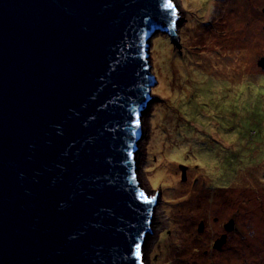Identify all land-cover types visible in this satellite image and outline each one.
Here are the masks:
<instances>
[{
    "label": "water",
    "instance_id": "water-1",
    "mask_svg": "<svg viewBox=\"0 0 264 264\" xmlns=\"http://www.w3.org/2000/svg\"><path fill=\"white\" fill-rule=\"evenodd\" d=\"M168 2L0 0V264H146L137 155L152 38L181 47Z\"/></svg>",
    "mask_w": 264,
    "mask_h": 264
},
{
    "label": "rangeland",
    "instance_id": "rangeland-1",
    "mask_svg": "<svg viewBox=\"0 0 264 264\" xmlns=\"http://www.w3.org/2000/svg\"><path fill=\"white\" fill-rule=\"evenodd\" d=\"M175 2L181 47L152 38L157 84L137 155L157 199L146 264H264V0ZM216 217L246 238L216 233Z\"/></svg>",
    "mask_w": 264,
    "mask_h": 264
},
{
    "label": "flooded vegetation",
    "instance_id": "flooded-vegetation-1",
    "mask_svg": "<svg viewBox=\"0 0 264 264\" xmlns=\"http://www.w3.org/2000/svg\"><path fill=\"white\" fill-rule=\"evenodd\" d=\"M263 9H264V7L262 8V12H263ZM210 213H211V210H208L207 209V219L209 218ZM228 219H227V221H228ZM215 223H217V226L215 227V229L217 228L216 233H218L220 235L223 234V233H225L224 231H225V225H226V218L216 217L215 218ZM235 228H236L235 231L232 233L233 236H236V237H240L241 236L242 239H245L246 238L245 231L240 226L237 227V225L235 226ZM259 239H261V238H259Z\"/></svg>",
    "mask_w": 264,
    "mask_h": 264
},
{
    "label": "snow or ice",
    "instance_id": "snow-or-ice-1",
    "mask_svg": "<svg viewBox=\"0 0 264 264\" xmlns=\"http://www.w3.org/2000/svg\"><path fill=\"white\" fill-rule=\"evenodd\" d=\"M165 7H168V8H171L173 7L172 4H171V0H169V2L165 5ZM134 179V178H133ZM140 196L142 198H144V194L143 193H140ZM134 255L139 258L140 256V245L139 244H136L135 245V252H134Z\"/></svg>",
    "mask_w": 264,
    "mask_h": 264
},
{
    "label": "trees",
    "instance_id": "trees-1",
    "mask_svg": "<svg viewBox=\"0 0 264 264\" xmlns=\"http://www.w3.org/2000/svg\"><path fill=\"white\" fill-rule=\"evenodd\" d=\"M231 42V44H233V42L232 41H230ZM225 45H227V42H225ZM234 45V44H233ZM228 46L230 47V43H228Z\"/></svg>",
    "mask_w": 264,
    "mask_h": 264
},
{
    "label": "bare ground",
    "instance_id": "bare-ground-1",
    "mask_svg": "<svg viewBox=\"0 0 264 264\" xmlns=\"http://www.w3.org/2000/svg\"><path fill=\"white\" fill-rule=\"evenodd\" d=\"M257 16V15H256ZM258 17V16H257ZM154 231V230H153Z\"/></svg>",
    "mask_w": 264,
    "mask_h": 264
}]
</instances>
